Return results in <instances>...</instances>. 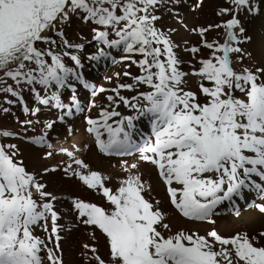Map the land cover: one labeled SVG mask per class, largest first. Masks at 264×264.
<instances>
[{"label": "snow or ice", "instance_id": "snow-or-ice-1", "mask_svg": "<svg viewBox=\"0 0 264 264\" xmlns=\"http://www.w3.org/2000/svg\"><path fill=\"white\" fill-rule=\"evenodd\" d=\"M180 2L0 0L3 103H19L25 113L38 116L41 107L27 105L23 95L30 92L37 105L56 109L63 121L84 111L77 82L90 89L89 111L98 107V95L110 92L95 118L85 116V132L103 156L136 161L121 159L127 175L109 187L110 176L91 170L76 156L80 148L62 150L71 161L63 168L64 175L98 193L107 204L72 201L79 222L99 230L104 238L107 259L95 247L84 245L92 253L93 264H264V230L230 237L215 229L203 236L173 232L160 201L149 198L151 184L138 170L140 163L152 166L175 213L189 221L214 224L218 206L244 198L245 190L256 192L261 202L249 207L264 217V183L255 179L264 182V45L259 59L243 47L253 39L245 21L259 22L264 32V0H225L228 6L219 7L215 14L228 19L190 29L200 43L183 50L199 66L188 72L181 67L178 45L170 37L175 29L165 32L157 26L161 7ZM194 6L201 8L203 0ZM74 19L89 28L87 44L94 51L85 59L115 64V51L126 68L138 69L134 76L123 73L132 83H118L112 89L89 84L80 54L86 44L70 42L65 32ZM214 29L223 30L222 43L207 39ZM202 50L208 55L197 60ZM234 56L238 63L247 59L250 66L237 71ZM189 76L198 80L196 91L186 88ZM64 90L71 91L66 99ZM122 91L135 94L128 97ZM120 107L130 114H123ZM9 112V107L0 105V113ZM54 123L45 122L43 134L28 138L29 143L50 148L46 130ZM32 124L31 119L21 122L25 131ZM18 135L0 129V138ZM18 155L17 144L0 143V264H63L58 255L59 216L53 204L57 198L27 171ZM55 171L45 168L43 174ZM37 229L46 238L36 235Z\"/></svg>", "mask_w": 264, "mask_h": 264}, {"label": "rangeland", "instance_id": "rangeland-1", "mask_svg": "<svg viewBox=\"0 0 264 264\" xmlns=\"http://www.w3.org/2000/svg\"><path fill=\"white\" fill-rule=\"evenodd\" d=\"M196 2H198V0H181L179 5L172 6L169 4L167 6H162L160 11L158 12V15H160L161 19L158 21L157 26L160 27L165 32H168L169 29H175L174 32L170 33V37H171L172 41L176 45H178V47L176 48V52H177L179 58L183 61V64L181 67L186 72L191 71L192 66H196V67L199 66L198 64H196V60L193 59L192 54L187 53L183 50L185 47H190L193 45H199V43H200V37L198 35L194 34L193 32H191L190 29L195 28V27H206L209 24L220 23L222 20H226L229 18L226 16L225 17H219L215 14L219 7H221V6L227 7L228 6L225 3V0H203V6L199 9L195 8V6H194ZM169 8H172V11H169ZM241 19L244 20V17L241 16ZM185 25L187 26V28L185 27ZM254 25H255L254 26V28H255L256 24H254ZM245 27L248 29V32H250L251 23L245 21ZM256 29H258V26L256 27ZM65 32H66L67 39L70 42H72V43H85L86 44V47L84 48L83 52L80 54H81V58H82L84 65H85V67L82 69V72L85 76V79L89 82L90 85H92L94 87H101L102 86L105 89H112L118 83H120V84L132 83V80L129 77H125L123 75V73L125 71L131 72L133 76L138 74V69L135 66H132L130 68H126L125 67L126 62H119V55L115 51H113V56H115L117 61H118L115 64L111 63L110 60L109 61L101 60L100 62L97 63V62H92V61H88L87 59H85V57L88 54L92 53L94 51V49L92 48V46L90 44H87V40H90L89 28L87 26L81 24L79 21L74 19L70 26L65 27ZM263 34H264V32L260 31V36H262ZM207 39L210 41L213 39H216L222 43L224 40V32H223V30H215L214 29V30L210 31L209 33H207ZM185 42H187V43H185ZM249 44L250 43L244 45L243 47H245L247 51L253 52V50ZM253 54H254V52H253ZM207 55H208V51L202 50V52L196 57V59L198 60L199 58H201V56L206 58ZM256 59H258V58L256 57ZM86 61H88L89 63L87 64ZM66 62L69 64V66H72L71 61H66ZM101 62H104L105 64H103ZM101 64H103V66L101 67L102 69L99 68V66H101ZM86 66H88V67H86ZM95 66H98V67H95ZM246 66H250V62L247 59H245L243 63H238L236 61L235 56L233 57V68L234 69H236L237 71H240L243 67H246ZM89 68H91L92 73L94 72V73H97L99 75V78L96 80L97 82L96 81L92 82V80L90 78H88V75H87L88 72L87 71L89 70ZM117 73H119L120 75L117 76L116 75ZM109 78H111V79H109ZM8 83H12V82L8 81ZM197 85H198V80L196 77H193V76L187 77V84H186L187 89L196 91ZM140 90L143 91L145 89L141 88ZM76 94H77L78 99L80 100L81 107L84 108V111L81 113L75 114L71 118H65L63 121H60L58 119V116L60 115V113L56 109H48V108H44L43 106L37 105L30 92H24L23 93L27 105H29L31 107H41V112L38 114V116H35V117L31 116L30 114L25 113L23 111V105H20L19 103H16L13 105L4 104L3 103L4 102V94L0 93V105H3L5 107L10 108V112L8 114L0 113V129L9 130V131H12L14 133L19 134L17 137L0 138V143H15V144H17V146L19 148L18 159L23 162V165H24V159H23V153H22V150L20 147L21 144L27 145L33 149H36V150L37 149L41 150L43 152L42 158L44 160H46L47 162H49L48 168L49 169H52V168L56 169L55 172H49V173L56 174L57 178L60 177V179L63 182L64 187L67 189L71 188L72 190L71 189L70 190L68 189V190L74 193L72 196H70V198H67L69 200L68 203L71 205V209H72L70 211V213L75 218V219L73 218V220H77L75 217L76 213L72 207V201L74 199H81V200H84V201L89 202V203H95V204L100 205L102 207H107V204L105 203L103 197L100 196L98 193H95L91 190L86 189V187L83 186L77 179H75V178L70 179L64 175L63 168L68 163L71 162L69 157L62 151L64 148L68 149L69 151H72L73 145H75L78 148L81 147L83 150L81 151L80 154L77 152L76 156L83 159L85 161V163H87L89 165L91 170L100 171L102 174L110 176L111 182L108 185L109 187L116 186L119 183V180L127 175L124 172L123 168L121 167V164L119 163V161L121 159H128L129 163L136 162L131 157L120 158V157H105V156H103L95 148V145L93 143L92 138L85 132V127H86L85 116H91V117L95 118L97 116L98 111H99V106H103L107 103V101L105 100V96H107L111 93L105 92V93L98 95L95 98L98 107L92 108L91 111H89L88 107H87L88 102L93 99L90 95V89L83 88L82 85H80L77 82L76 83ZM121 94L130 97V96L134 95L135 93L134 92H128V91H122ZM63 95H64V98L66 99L67 97H69L71 95V91L70 90H64ZM8 98L14 99L10 96ZM118 110L121 111L123 114H130L129 110H127L123 107H120ZM28 119L33 120V124L30 127H28L27 131H25L24 127L21 126V122L28 120ZM37 120L39 121V123L36 122ZM68 120H69V122H67ZM78 120H80V121H78ZM47 121H54L55 122L54 123L55 125L53 126L52 129L46 130L47 131V142L51 145V147L49 148V147H39V146L31 145L29 143L28 138L43 134V132L45 131L44 130V123ZM70 121H72L71 124H70ZM75 122L79 123L80 126H79V124H78V126H75ZM144 124L146 125V122H144ZM62 125H65L64 130L62 129ZM59 137H61V138H59ZM74 139L76 142H74ZM85 145H88L87 149H85V147H84ZM91 148L96 152L98 157L100 156V157H103V158L108 160V161H105V164L102 163L103 164L102 166L104 167L103 169L97 170L95 167H93L94 165H92V163H90V161L87 160L86 154L88 153V151ZM48 152H51L52 155L46 156L45 154ZM73 167H75V165H73ZM145 167H150L151 173L153 174V176H155V174H154L155 170H153L152 166L145 164V163H140L138 165V170L142 176V179L148 183L149 182L148 174H147V172L145 173ZM33 174L36 175V178L38 180H40L41 183L46 184V175L47 174L44 175L43 170L37 171V172L34 171ZM255 179H256V182H258V183H264V182L259 181V178H255ZM149 184H150V182H149ZM46 188H47V185H46ZM45 190H47V189H45ZM151 194L152 195L149 198L158 199L160 201L159 207L162 209V200L165 199V201H168L167 196H166V191L162 192L163 195L165 194V198H164V196L158 194L157 192H151ZM34 195H35V193H34ZM69 195H70V192H69ZM147 195L148 194L146 193V196ZM251 195H254V196L251 197ZM37 199H39V198L37 197ZM238 199L247 200L248 203L242 207V210H244L245 212L249 211V210L255 211V209L252 207H249V205L261 202L255 191H248V190L245 191V198H235V200H238ZM166 204L170 208H172L169 202ZM228 205H230V202L225 201L222 205L218 206V208H220V210H222V206L225 207ZM72 211H74V213ZM173 211H175V210H173ZM223 211H225V210H223ZM235 211H236L235 207H231L228 210L227 215H235ZM222 214H225V212ZM221 216L222 215L220 214V211H217V214L213 218H219ZM166 222L170 223V222H168V220H166ZM80 225H83V224L80 223ZM49 227H50V225H49ZM63 228H64V226H63ZM171 229L173 232H176L179 230H184V231L189 232V233L194 232L193 230H188V229L186 230L184 228H179L176 226H174V228L171 226ZM213 229H215L214 226L210 227L209 231L213 230ZM83 231H84L83 232L84 236H81V237H83L84 239L81 240L80 248H78L79 253L76 255V257L78 258L77 260L80 261V264H93V262L89 259V257H91V255H92V253L84 248L85 244L92 246V247H95L98 251V254L101 257L107 259V254H106L107 250L105 248L104 238H103L102 234L99 232V230H94L93 228L88 226ZM60 232H59V235L61 236ZM93 234L94 235L96 234V237H99V239H97V238H96V240L93 239ZM197 234L202 235V236L206 235L205 232L204 233L197 232ZM36 235L40 236L42 239L46 238V234L41 229L36 230ZM232 235H233V233L231 235L230 234H228V235L222 234V236H224V237H230ZM100 236H102V237H100ZM61 239L62 238H60V240ZM60 249H61V251L58 253V255L62 258L61 254L64 251H63V248L60 247ZM46 264H47V262H46ZM63 264H66L64 262V260H63Z\"/></svg>", "mask_w": 264, "mask_h": 264}, {"label": "bare ground", "instance_id": "bare-ground-1", "mask_svg": "<svg viewBox=\"0 0 264 264\" xmlns=\"http://www.w3.org/2000/svg\"><path fill=\"white\" fill-rule=\"evenodd\" d=\"M255 24H256V27L258 26V29H256V27L254 28L255 25L251 23L250 32H248L250 35L253 36V39L249 45L252 48L255 57L259 59L262 45H264V34L260 36V30H259V25H258L259 22H256ZM86 63L88 64L89 62L86 61ZM101 63L105 64L104 62H101ZM103 64L99 66L100 69H102L101 67L103 66ZM95 67H98V66H95ZM90 71H91V68H89V70L87 71L88 78H90L92 82H94L99 78V75L97 73H94V72L92 73V71L91 72ZM67 122H69V120ZM71 123L72 121H70V124ZM78 124L79 123L75 122V126H78ZM62 129L63 130L65 129V125H62ZM74 142H76L75 139H74ZM20 147L23 153L24 165L27 171L33 173L34 171L37 172L45 168H48L49 162H47L46 160L42 158L43 152L41 150L33 149L24 144H21ZM80 149L81 150L78 152L79 154L83 150L81 147ZM99 157L97 156L96 152L92 148L86 154L87 160H89L90 163L94 165L93 167H95L97 170L103 169L104 167L102 166L103 165L102 163L105 164V161H108L107 159L103 157H100V158ZM146 172L148 174V180L151 184V192H157L158 194L164 196L165 198V194L164 195L162 194L163 191L165 192L164 186L159 181L158 177L156 176L155 171H154L155 176H153V174L151 173L150 167H145V173ZM58 178L56 177V174L48 173L46 175L45 185H47L46 189L48 190V192H51L57 198L55 201H53V204L59 216L58 224L60 225V231H61L60 238L62 239L58 243H59V247L63 248V251H64L61 254L62 259L64 260L66 264H80V261L77 260L78 258L76 257V255L79 253L78 248H80L81 240L84 239L83 237H81V236H84L83 230L86 229L88 226L86 225L84 226V224L80 225L79 220L77 218H76L77 220H73L74 217L70 213V211L72 210L71 205L68 203L69 200L67 198H70V196H72L74 193L69 191L71 188H68L69 190L65 188L60 177ZM69 192H70V195H69ZM253 196L254 195H251V197ZM166 203H168V201H165V199L162 200V209L166 213V220L170 222L169 224L173 228L174 226H176L179 228H184L186 230L187 229L193 230L196 233L197 232L207 233L209 231V228L214 226L220 235L222 234L231 235L232 233L234 234L236 232L242 231V232H247L250 236L255 235L261 230H264V217L260 216L256 211L249 210L245 212L244 210H242V207L248 203L247 200L245 199L244 200L238 199V200H235L234 202H230V205L225 206V207L222 206V210L218 208L217 211H220V214L222 216L219 218H213L215 220L214 224H209L207 222H200V221H189V220L184 219L183 217L180 218L178 214L175 213V211H173L174 209L170 208ZM231 207H235V210L236 211L238 210L240 212V215L239 216L227 215L228 210ZM72 212L74 213V211ZM224 212L225 214H222ZM96 238L99 239V237H96V234H95V240Z\"/></svg>", "mask_w": 264, "mask_h": 264}]
</instances>
